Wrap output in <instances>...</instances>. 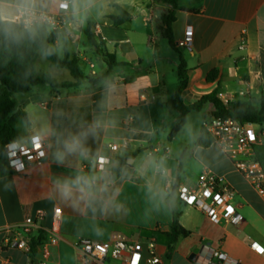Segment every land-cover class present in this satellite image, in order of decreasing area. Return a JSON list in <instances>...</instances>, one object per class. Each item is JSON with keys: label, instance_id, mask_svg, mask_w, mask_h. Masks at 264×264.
Masks as SVG:
<instances>
[{"label": "crops", "instance_id": "obj_1", "mask_svg": "<svg viewBox=\"0 0 264 264\" xmlns=\"http://www.w3.org/2000/svg\"><path fill=\"white\" fill-rule=\"evenodd\" d=\"M56 2L4 0V20L13 21L22 8L55 12ZM178 6L171 45L161 29V17L172 8L168 3L72 0L68 23L53 48L59 57L66 48L78 66L88 67V74L79 66L85 78L77 87L55 92L36 88L19 98L26 120L18 118V131L25 140L40 136L46 155L39 165L26 163L22 173L0 178V264H90L76 243L107 241L113 233L133 242L155 238L161 264H207L210 250L237 264H264V254L250 247L253 242L264 247V201L217 145L197 146L204 120L189 123L193 112L211 117L213 105L207 102L188 112L183 127L168 140L178 116L170 99L179 85L181 61L187 76L181 93L185 106L221 92L259 108L264 93V0H178ZM121 11L129 18L114 25L109 16ZM88 25L98 47L87 42ZM188 28L190 50L177 46ZM105 54L117 63L109 70ZM41 55L36 61L39 74L47 72L58 82L70 80V74L56 78L49 61H41L46 70L39 72ZM91 75L102 79L91 83L86 79ZM74 137L80 139L82 150L70 152L65 144ZM113 144L119 145L116 151L108 147ZM126 155L131 158L113 178V167ZM98 157L107 159L102 169L96 164ZM204 170L233 190L240 223H213L178 199L175 183L191 186ZM172 207L188 234L179 237L167 255L165 234L171 230ZM56 208L58 219L53 218ZM38 211L44 213L42 219L36 218ZM27 217L39 226L30 233V241L42 236L34 254L3 242L5 228L18 227ZM53 229L59 237L56 243L49 242ZM210 262L219 264L216 258ZM104 264L124 263L106 257Z\"/></svg>", "mask_w": 264, "mask_h": 264}, {"label": "built area", "instance_id": "obj_2", "mask_svg": "<svg viewBox=\"0 0 264 264\" xmlns=\"http://www.w3.org/2000/svg\"><path fill=\"white\" fill-rule=\"evenodd\" d=\"M154 1V0H148ZM72 0H57L55 12L43 11L34 8H22L13 19L23 28H30L35 25H44L49 30L62 31L68 23V11ZM192 31L185 30L183 40L177 42L178 47L190 50ZM243 46V41H241ZM217 97L228 104L232 98L219 92ZM258 123L241 122L233 118H220L211 116L203 122V130L208 134L211 143L230 159L234 169L240 173L247 183L255 190L257 195L264 201V164L258 160V156H264V129L259 128ZM125 147V143L123 144ZM110 150L116 151L119 145L108 146ZM5 152L10 168L14 173H22L26 163L39 165L46 155L44 141L38 135H31L28 139L14 140L6 144ZM107 163L104 157H98L96 164L99 169ZM178 199L186 206L200 210L211 222L219 223L226 221L231 224H238L243 219L236 212L232 204L233 190L223 184L220 177L209 170L202 171L191 185H178L176 187ZM59 209L53 210V218L58 219ZM44 213L38 211L37 219H42ZM39 229L35 218L27 217L18 227L5 228V245L24 252L30 251L29 235L33 230ZM56 230H52L49 237L50 243L58 240ZM76 249L84 261L90 264H104L106 257L120 259L124 264H161L156 254L155 238L146 242H133L128 240L121 233H113L107 241L97 242L88 239H80ZM250 247L257 254H264V247L253 242ZM42 256L46 258L44 250ZM216 258L219 264H237V262L219 251L210 250V257ZM39 264H44L40 262Z\"/></svg>", "mask_w": 264, "mask_h": 264}, {"label": "trees", "instance_id": "obj_3", "mask_svg": "<svg viewBox=\"0 0 264 264\" xmlns=\"http://www.w3.org/2000/svg\"><path fill=\"white\" fill-rule=\"evenodd\" d=\"M161 1L170 4L172 7L171 10L161 17V29L163 35L173 45L171 24L174 20V13L179 8L178 0ZM128 18V14L123 11L118 16H109L114 25H119ZM84 33L91 47H98L89 25ZM58 34V32L51 31L44 25L23 28L20 24L11 20L0 21V178L14 173L7 160L6 144L14 140L25 139L24 135L18 131L17 120L19 117L26 120V117L21 110L20 102L15 99L14 94H28L36 88L50 92L75 88L85 78L80 72L77 60L70 57L66 48H64L63 57H59L56 54L53 44ZM39 54H42L49 61L51 67L66 69L72 79L58 82L47 72L39 74L36 70V61ZM105 57L108 58L107 70L112 65L117 64L113 55L105 54ZM118 65L123 64L118 63ZM177 74L180 77L179 85L177 90L171 95L170 105L178 112V116L168 134V140H171L183 127L188 112L200 110L207 102L211 103L214 108L211 116L233 118L249 123L264 122V93L260 96L258 109L241 100H233L228 104H224L217 97V92L204 95L194 104L185 106L181 99V93L187 85V76L182 61L177 68ZM86 79L91 83H98L102 77H86ZM196 144L200 147H207L211 144V139L204 130L201 131ZM130 158V156L126 155L117 160L116 166L112 169L113 178H117L120 175L122 167ZM257 158L261 164H264V156H258ZM177 186L178 184L175 183V190ZM172 213L171 230L165 234L168 242L167 255L171 253L172 246L177 239L188 234L179 225V212L174 207H172ZM41 240V235L31 239L30 254L35 253L34 248L41 243Z\"/></svg>", "mask_w": 264, "mask_h": 264}, {"label": "rangeland", "instance_id": "obj_4", "mask_svg": "<svg viewBox=\"0 0 264 264\" xmlns=\"http://www.w3.org/2000/svg\"><path fill=\"white\" fill-rule=\"evenodd\" d=\"M41 61H43L44 63L48 62V60L43 55H41L40 61L38 62L39 63L38 64V66H39L38 67V71L39 72H43V71L46 70V69H44L45 67H44V65H43V63ZM79 66H80V69H81L82 73L87 75L88 74V67L86 65H84V64H81ZM53 75L56 78H60V79L63 80L64 78L67 77V75H69V73H68V71L66 69L53 68ZM89 77H95V76L91 75ZM70 79H72V78L70 77ZM63 81H65V80H63ZM14 97H15L16 100L19 101V98L21 97V94H18V93L14 94ZM197 113H201V114H197ZM199 115H201V116H199ZM199 117H200V119H199ZM198 119L200 120L199 121L200 123H201L202 120H204V121L206 120V117H205V114H204L203 111H201V112H193L191 118L189 119V123H191V124L192 123H197ZM258 124H259L258 125L259 128L264 129V122L258 123ZM199 126H201V124ZM17 128H18L19 131L21 130V126L19 124H17ZM202 130H203V127H202Z\"/></svg>", "mask_w": 264, "mask_h": 264}, {"label": "clouds", "instance_id": "obj_5", "mask_svg": "<svg viewBox=\"0 0 264 264\" xmlns=\"http://www.w3.org/2000/svg\"><path fill=\"white\" fill-rule=\"evenodd\" d=\"M3 2L4 0H0V21L4 20V12H3ZM22 3H28L29 0H21ZM65 148L70 151L74 152L77 150H82V144L79 138L74 137L70 141L66 142Z\"/></svg>", "mask_w": 264, "mask_h": 264}, {"label": "water", "instance_id": "obj_6", "mask_svg": "<svg viewBox=\"0 0 264 264\" xmlns=\"http://www.w3.org/2000/svg\"><path fill=\"white\" fill-rule=\"evenodd\" d=\"M189 259H190V260H194V259H195V255H190V256H189Z\"/></svg>", "mask_w": 264, "mask_h": 264}]
</instances>
